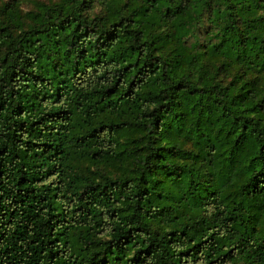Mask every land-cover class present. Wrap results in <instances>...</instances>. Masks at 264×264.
Listing matches in <instances>:
<instances>
[{
    "label": "trees",
    "instance_id": "trees-1",
    "mask_svg": "<svg viewBox=\"0 0 264 264\" xmlns=\"http://www.w3.org/2000/svg\"><path fill=\"white\" fill-rule=\"evenodd\" d=\"M0 264H264V0H0Z\"/></svg>",
    "mask_w": 264,
    "mask_h": 264
},
{
    "label": "rangeland",
    "instance_id": "rangeland-1",
    "mask_svg": "<svg viewBox=\"0 0 264 264\" xmlns=\"http://www.w3.org/2000/svg\"><path fill=\"white\" fill-rule=\"evenodd\" d=\"M23 5H24V7H25L26 9L28 8V6L26 5V3H24Z\"/></svg>",
    "mask_w": 264,
    "mask_h": 264
}]
</instances>
